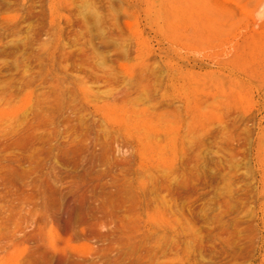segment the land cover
Listing matches in <instances>:
<instances>
[{
    "label": "rangeland",
    "instance_id": "obj_1",
    "mask_svg": "<svg viewBox=\"0 0 264 264\" xmlns=\"http://www.w3.org/2000/svg\"><path fill=\"white\" fill-rule=\"evenodd\" d=\"M134 1L0 0V264H264V4Z\"/></svg>",
    "mask_w": 264,
    "mask_h": 264
},
{
    "label": "bare ground",
    "instance_id": "obj_2",
    "mask_svg": "<svg viewBox=\"0 0 264 264\" xmlns=\"http://www.w3.org/2000/svg\"><path fill=\"white\" fill-rule=\"evenodd\" d=\"M139 1L140 0H135L134 2H133V5H139L138 3H139ZM151 2V6H153V5H155V3H159L160 4V6L162 5L165 9H168L169 10V12L171 13V14H167L166 12H164V13H162V12H159L158 10L156 11V16L157 17H164L165 15H169V16H171V15H173V16H175V17H177V16H182V15H184V14H186L185 12L187 11V10H191L190 8H187V10H185V6L187 5L188 6V4H186V5H182L183 3H181L180 1H174V2H172L171 0H152V1H150ZM159 4H157L158 6H159ZM256 4L257 5H263L264 4V0H257L256 1ZM161 6V7H162ZM186 6V7H187ZM191 6V5H190ZM207 6V5H206ZM134 7V6H133ZM189 7V6H188ZM208 7V6H207ZM195 8V7H194ZM193 8V9H194ZM197 8H198V4H197ZM134 9H135V7H134ZM199 9H201L200 7H199ZM198 9V10H199ZM153 10H154V8H153ZM185 10V11H184ZM196 10V9H195ZM204 10V9H203ZM203 10H201V12L203 11ZM81 11V10H80ZM192 11V10H191ZM85 12V11H84ZM83 12V13H84ZM155 12V11H154ZM207 12V11H206ZM191 13V12H190ZM190 13H188L187 15H189ZM199 12L197 11V14H198ZM192 14V13H191ZM190 14V15H191ZM194 14V13H193ZM83 15V14H82ZM186 15V16H187ZM196 15V14H195ZM197 16V15H196ZM165 18H167V17H165ZM86 21L87 22H89V23H91L92 25H95V24H97V23H101L102 21H103V19L102 18H99V16H98V14L95 12H93V11H91V12H89V14L88 15H86ZM156 19V18H155ZM201 19V18H200ZM84 20V19H83ZM85 22V21H84ZM104 22V21H103ZM203 23V22H202ZM204 25H206V23L204 24ZM203 25V26H204ZM208 25V24H207ZM96 26V25H95ZM96 28V27H95ZM85 29V28H84ZM83 29V30H84ZM96 30H98L97 28H96ZM86 33H87V31H86ZM99 32H97L96 31V34L98 35V37L99 38H101V40L104 42V43H108L109 42V40L106 38V36H102L100 33L98 34ZM120 34V33H119ZM199 35H201V34H199ZM120 36H121V34H120ZM119 36V37H120ZM195 36H196V34H195ZM112 40H113V43H115L114 44V46H116L117 47V49H118V51H119V53L120 54H122V53H124L125 51V49H124V47L122 46V45H120V43L119 42H117V43H119V44H116V37L113 35L112 36ZM111 39V38H110ZM114 39H115V42H114ZM121 40H123V38L121 39ZM86 56V55H85ZM89 56H91V55H89ZM84 59V58H83ZM92 59V58H91ZM90 59V57H87L86 59H85V65L88 67V69L91 71V72H93L95 75L96 74H98V75H100L102 78H104L103 76H107L108 75V72H109V76L111 77L112 75H111V72L112 71H108L107 73H105V70L104 69H102V70H104V71H102V70H100L99 68H98V66H96L95 64H94V62L92 61ZM138 62H139V56H138V60H137ZM84 63V62H83ZM101 72H100V71ZM147 72H148V70L146 69V68H142L141 70H140V76L141 77H145V75L147 74ZM98 75H96V77L98 76ZM108 77V76H107ZM0 113H1V111H0Z\"/></svg>",
    "mask_w": 264,
    "mask_h": 264
}]
</instances>
